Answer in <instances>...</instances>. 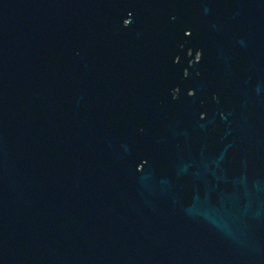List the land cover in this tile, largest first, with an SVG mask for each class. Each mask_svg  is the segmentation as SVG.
I'll return each instance as SVG.
<instances>
[{"label": "water", "instance_id": "1", "mask_svg": "<svg viewBox=\"0 0 264 264\" xmlns=\"http://www.w3.org/2000/svg\"><path fill=\"white\" fill-rule=\"evenodd\" d=\"M0 264H264V0H0Z\"/></svg>", "mask_w": 264, "mask_h": 264}]
</instances>
